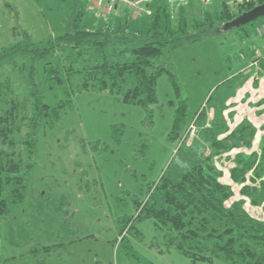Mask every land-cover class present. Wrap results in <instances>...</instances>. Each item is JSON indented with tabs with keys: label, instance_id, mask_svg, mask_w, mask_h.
Segmentation results:
<instances>
[{
	"label": "rangeland",
	"instance_id": "1",
	"mask_svg": "<svg viewBox=\"0 0 264 264\" xmlns=\"http://www.w3.org/2000/svg\"><path fill=\"white\" fill-rule=\"evenodd\" d=\"M223 1L236 10L241 0H0V51L22 41L24 31L37 43L81 26L121 25L141 32L160 2L170 5L176 25L181 15L186 16L192 31L194 21L206 14L217 21ZM263 23L264 16L239 27H219L213 34L161 53L156 63L173 75L161 74L158 100L148 107L127 102L110 90L79 91L76 83L69 82L51 87L44 62L33 69V61L19 54L1 59L0 101L5 96L28 103L35 83L51 106L60 102L66 106L54 125L39 129L35 146L24 151V159L34 167L26 180L25 199L0 218V264H229L218 257L192 260L175 248L167 249L165 230L153 217H137L136 204L146 201L150 185L165 172L178 178L196 157L213 151L209 128L216 132L217 126L226 125L220 138L245 129L242 144L214 157L224 172L222 179L234 191L228 204L242 200L251 215L264 219L259 193H253L255 203L240 191L247 183L259 187L264 175L252 181L251 170L245 182H237L230 174L241 165L238 154L247 159L252 151L262 150L264 116H235L237 103L227 104L231 84L245 80L240 77L243 71L255 68L249 80L262 79V60L252 63L258 54L248 65L245 62L249 48L264 41V35L257 33ZM57 57L45 61L62 63ZM183 104L184 131L171 138L175 111ZM250 105L241 100L239 114L251 110ZM247 121L251 126L242 127ZM120 220H126L125 230ZM45 245L53 246L50 252L36 250Z\"/></svg>",
	"mask_w": 264,
	"mask_h": 264
},
{
	"label": "trees",
	"instance_id": "2",
	"mask_svg": "<svg viewBox=\"0 0 264 264\" xmlns=\"http://www.w3.org/2000/svg\"><path fill=\"white\" fill-rule=\"evenodd\" d=\"M262 3L264 0H241L234 10L223 1L217 11V21L211 13L206 14L204 19L194 21L192 31L184 15L175 24L170 5L165 2L153 6L148 28L141 32L128 31L121 25L111 29L71 26L45 43H37L24 31L22 41L0 51V60L19 54L33 61V69L37 63L44 62L45 78L51 87L69 82L76 83L79 91L110 90L121 94L127 102L148 107L158 100L157 84L161 74L173 75L169 68L156 63L161 53L172 52L185 41H197L206 34H213L226 22ZM50 56H58L63 62L45 61ZM261 65L264 67V60ZM33 85L28 103L5 96L0 101V218L12 205L25 199L26 180L34 163L24 159V151L35 146L39 129L54 125L66 106V102L51 106L38 86ZM66 92L69 96L70 92ZM186 115L185 104L176 109L171 138H179L183 133ZM248 126L251 124L247 121L242 127ZM209 129L213 151L196 157L178 178L165 172L159 181L151 184L146 201H137V217H153L156 225L165 230V247L175 248L192 260L218 257L229 264H264V219L251 215L242 200L228 204L234 191L222 179L224 172L214 160L215 156L229 153L234 146L242 144L245 129L233 130L221 138L219 132H226V125L217 126L216 132ZM236 157L242 166L237 164L231 169L233 180L245 182L251 170L252 181L264 175V146L260 152L252 151L247 159L241 154ZM240 191L251 196L255 203L258 199L253 193H259L263 203L264 179L259 187L247 183ZM119 225L125 230L126 220H120ZM52 247L38 246L36 250L50 252Z\"/></svg>",
	"mask_w": 264,
	"mask_h": 264
},
{
	"label": "crops",
	"instance_id": "3",
	"mask_svg": "<svg viewBox=\"0 0 264 264\" xmlns=\"http://www.w3.org/2000/svg\"><path fill=\"white\" fill-rule=\"evenodd\" d=\"M263 44H264V41L262 40L260 41L259 44H256V46H254L253 49L249 48L248 50L249 54L247 55L248 58L246 59V62H245L247 65L249 63L248 60L252 56L259 54ZM242 69L243 68H241V70ZM262 70H263L262 79L261 81H258L257 83L253 82L251 79L249 80L250 73H253V71L256 72L255 68H251L250 70L243 71V73L240 74V77L245 78V80H241L240 78H238V83H239L238 85H235V83L231 84L229 96H232V97L227 98L228 99L227 104H230L232 102L237 103V106L235 109V116H256L258 114H260V116H264V114L261 115L260 113L262 109L264 110V67H262ZM245 72L247 73L244 74ZM241 100L248 102V104L251 103L250 106H252L251 110L247 112H243L245 113L243 115L239 114V110H241L242 108L240 106Z\"/></svg>",
	"mask_w": 264,
	"mask_h": 264
},
{
	"label": "water",
	"instance_id": "4",
	"mask_svg": "<svg viewBox=\"0 0 264 264\" xmlns=\"http://www.w3.org/2000/svg\"><path fill=\"white\" fill-rule=\"evenodd\" d=\"M262 16H264V3L258 4L250 10L244 11L232 20L226 22L223 28L239 27Z\"/></svg>",
	"mask_w": 264,
	"mask_h": 264
},
{
	"label": "built area",
	"instance_id": "5",
	"mask_svg": "<svg viewBox=\"0 0 264 264\" xmlns=\"http://www.w3.org/2000/svg\"><path fill=\"white\" fill-rule=\"evenodd\" d=\"M257 33H258V35H260V36H261V35H264V23L261 24V25H259V26H257ZM263 59H264V45H262L259 54L257 55L256 59H254V60L252 61V63L257 64L260 60H263Z\"/></svg>",
	"mask_w": 264,
	"mask_h": 264
}]
</instances>
